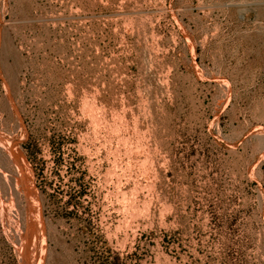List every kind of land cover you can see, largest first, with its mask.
Returning a JSON list of instances; mask_svg holds the SVG:
<instances>
[{"label": "rangeland", "instance_id": "374dc122", "mask_svg": "<svg viewBox=\"0 0 264 264\" xmlns=\"http://www.w3.org/2000/svg\"><path fill=\"white\" fill-rule=\"evenodd\" d=\"M0 264H264V0H0Z\"/></svg>", "mask_w": 264, "mask_h": 264}]
</instances>
